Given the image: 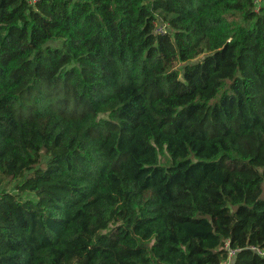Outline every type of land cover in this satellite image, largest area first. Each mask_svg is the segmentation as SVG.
Wrapping results in <instances>:
<instances>
[{
	"label": "trees",
	"instance_id": "trees-1",
	"mask_svg": "<svg viewBox=\"0 0 264 264\" xmlns=\"http://www.w3.org/2000/svg\"><path fill=\"white\" fill-rule=\"evenodd\" d=\"M252 246L264 0H0V264H264Z\"/></svg>",
	"mask_w": 264,
	"mask_h": 264
},
{
	"label": "built area",
	"instance_id": "built-area-1",
	"mask_svg": "<svg viewBox=\"0 0 264 264\" xmlns=\"http://www.w3.org/2000/svg\"><path fill=\"white\" fill-rule=\"evenodd\" d=\"M29 3L34 4L38 0H27ZM164 29L163 26H158L157 31L162 32ZM251 249L255 250L260 255L264 256V249H259L258 247L252 246ZM238 251V249H230L228 252L227 259L223 260L222 264H231L232 259L234 258L235 253Z\"/></svg>",
	"mask_w": 264,
	"mask_h": 264
},
{
	"label": "rangeland",
	"instance_id": "rangeland-1",
	"mask_svg": "<svg viewBox=\"0 0 264 264\" xmlns=\"http://www.w3.org/2000/svg\"><path fill=\"white\" fill-rule=\"evenodd\" d=\"M51 44H52V45H58L59 42L55 41V42H51ZM179 66H180V65H178V67H179ZM11 184H12V183H11ZM8 185H10V184H8ZM8 185H7V186H8ZM24 196H30V194H28L27 192H25V193H24Z\"/></svg>",
	"mask_w": 264,
	"mask_h": 264
}]
</instances>
